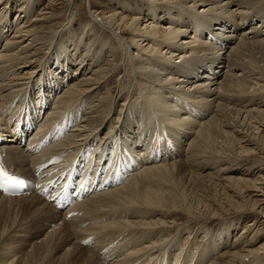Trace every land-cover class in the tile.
Listing matches in <instances>:
<instances>
[{
	"label": "bare ground",
	"instance_id": "1",
	"mask_svg": "<svg viewBox=\"0 0 264 264\" xmlns=\"http://www.w3.org/2000/svg\"><path fill=\"white\" fill-rule=\"evenodd\" d=\"M9 3H11L10 0H0V6L1 4L9 6ZM147 5V11H137L138 13L131 20V23L124 20L125 16L119 18L122 12L119 11L111 17L109 16L110 18L102 20L100 24H102L103 29H108L112 35L119 39L118 41L122 47L125 46L131 50V45L125 43L122 37L125 34H132L136 51L152 54L149 56L153 57L147 59L149 60L147 64L150 65L144 66V71L140 69L141 72L143 71L142 74L139 72L138 67L137 71L133 73L134 78L145 75L146 81H151L154 84L153 88H151L152 86L146 89L143 87L145 91L149 90V93L156 92V95L152 94L153 99L149 100V105L143 100H148L146 94L142 95L143 98L140 101H129L128 105L125 102V105H120L121 108L119 107V109L116 98L102 95V98L96 100L99 89L101 90L105 84L106 74H103L104 72L100 68H95V66H82L75 71V76H72L73 79L67 83V85L69 84L68 87H65V84L59 87L63 91L56 92L54 88L51 89L54 90L51 95L54 103L53 108L52 105L41 104V102L38 107L34 108V105L32 109L30 108L31 110L29 109L31 116L28 118L27 123L23 125L27 128L29 135H33V140L21 145L16 143V139L13 138L14 135H11V138L6 135L4 140V143H6L4 146L6 148V159L0 157V163L12 175L15 173L25 174L39 180L40 184L48 181V188L52 186V189H54L52 195L58 200L56 205H53L55 203L49 199L47 200L50 202L46 201L44 193L39 191L30 195H5L4 189H0V246L6 244L7 239L11 237L24 235L22 233L26 231V227L35 223V229L33 227L29 234L35 240V247L38 251L34 254V251L31 252L32 249H28L30 251H25L22 254L25 262H23V257L21 260L13 258L10 262L15 264H46L50 261V264H53V262L61 264V256V258L57 256L52 261L50 260L53 250L55 248L58 250L57 248L60 247L65 250L64 257L77 252L75 256L77 255L78 259L74 260L73 264H83L84 262H86L85 264H137L140 259H148L149 263L153 264L150 261L153 258H155L154 264L157 261L160 264H207L208 260L203 263L201 257L207 254L209 248L218 250L215 246H220L217 245L220 242L215 240L208 243L206 248L198 255L197 253L191 254V252L185 255L182 253V248L173 252L178 244L174 237L170 241H162L161 239L169 229L176 226L169 225L165 221L166 218H170L171 212L168 211L173 208H185L192 215L189 218V223L196 220H207L206 216H210L209 220L214 217V214H203L202 212L206 218L195 216L194 211L198 209L193 205L191 199L189 200L187 189L192 186V179L206 178V176H203L205 174L202 175V173L212 165L211 162H204V157H206V153L211 156L214 154L215 148L218 149L216 144L220 137H225L226 141L231 140L233 146L238 148L232 150L234 154L226 153L225 157L233 158L232 160L236 166L246 165L248 173L254 171L256 165L249 164L248 160H250L249 154H252L254 149L261 150L260 148L264 146V110L261 109L259 111L260 116L257 113L258 116L255 117L252 116L253 111L247 110L241 113L238 110L233 111L232 108L237 118L234 115H231L230 118L227 111H229L230 103L234 102V95H236L233 93L235 89H232V82L236 81L238 85H245L248 82L247 78H244V63L249 61L246 58L251 56L250 53L254 52L255 47L264 45V0H150ZM24 7L23 12L27 13L26 8L28 6ZM3 10L0 11V14L5 12ZM41 14V17L37 16L29 22L24 20L25 23L27 22L26 24L24 22L22 24L17 19L19 27L14 30L11 38L8 37L9 35L4 37L5 40H10L5 48H2L1 35L5 34L4 29L6 30L10 25H8L10 20L7 18L10 15L5 13L1 17L3 22H7V25L3 27V33L0 32V48H2L0 49V130L2 129L5 132L10 130L11 133L13 132L15 125L18 124L17 120L22 118L24 107L31 105L29 97L33 95V90L38 84V82L36 83L38 80H35L34 77L37 72L35 69L38 68L36 64L41 63L37 57L39 49L37 47L38 45L43 46L41 42H44L39 32L43 31L44 23L50 18L46 12ZM27 15H23V17L26 18ZM164 16L174 18V20L165 26H156L160 24L161 20H165ZM187 16L190 17L192 22L186 19ZM253 18H260L261 22L251 23L254 20ZM125 19L127 18L125 17ZM144 22L149 24L142 27L141 25ZM239 24L248 27H244L239 32ZM116 29H119L120 34ZM189 33L191 36H188ZM198 36L203 38L204 41H199ZM213 36L218 39L213 41ZM55 38H57V35L53 36L48 47ZM125 51L128 52V50ZM139 51L138 53L135 52L136 57L141 55ZM99 56L98 58H100ZM164 56H167L166 59H168H157ZM177 57L182 58L180 66L174 64L175 61L172 60ZM126 58L128 59L129 56H126ZM216 65H219L217 68H221V70L215 71L213 68ZM133 66L127 65V67ZM158 67L168 72L161 71ZM49 69V71L48 68L45 69V72L53 77L46 75L48 81L39 86V92L50 89V87L46 88L45 86L50 83L52 87L55 84L59 86L62 83L60 79H58L59 81L55 79V74L51 73L53 70L50 66ZM223 69H226L228 74L225 75L226 78L220 79L221 81L218 83L219 74H217V71L221 73ZM254 69L256 68H253V71L251 70L252 73ZM202 70V76H197L204 78L205 81L195 84L186 78L178 77L180 74H191L192 71ZM63 71L67 72L68 70L64 67ZM171 73H173V76L170 75ZM77 74H79L78 77ZM230 77H234L235 80L232 81L233 79L231 80ZM255 77L256 75L251 82L259 86H252V89L262 91L264 86L261 82L255 81L260 77ZM43 78L41 77V79ZM152 83L150 84L152 85ZM215 84H218L217 91L215 88V92H213L212 86ZM21 92L24 93V98L21 97V99L23 98L22 102L18 104L20 112L15 109V116L12 118L7 112L13 110L15 106L13 101H16L15 97ZM44 92L41 94L43 99L48 97V94ZM244 93L246 94V92ZM173 94L191 99L196 103L192 104L191 101L189 103L188 100H183L182 108H176L170 100V96H173ZM31 98L33 99V97ZM72 101L79 102L77 107L73 103L76 109L74 111L69 109L70 113L64 112ZM254 101L253 99H247L246 102L249 105L246 107L253 105ZM213 105H215V109ZM233 106L235 107L234 104ZM131 107H140L144 111L137 113L141 116L138 139L135 140V138L129 137L132 132L129 125L126 130L124 127L121 133H118L117 139H111L114 119L117 120L116 123L119 125L123 112H130L131 115L135 114ZM81 108H84V111L82 112L80 124L74 129L71 128L73 130L68 135H66V122L50 127L61 116L75 119L76 113L74 112L80 111ZM26 109L28 110V108ZM43 111L52 115L48 118V123L47 120H43ZM63 113L64 115H62ZM30 119L35 122L34 126L29 125ZM246 119L253 120V125L256 127L252 129H255V133H250L249 129L246 130L244 127L243 121L245 122ZM178 125L189 127L192 130L182 129ZM102 127H108V129L102 137L104 139L99 142L100 137L97 134ZM188 135L192 137L186 142L184 139ZM50 141L51 143H48ZM227 144L229 143L227 142ZM225 146L222 147L225 149ZM187 151H189L188 154ZM119 153L121 154V162ZM214 156L216 157V154ZM214 156H212L213 159ZM76 162L81 165L85 163L84 169L76 175H71L70 170L73 169ZM91 168L92 176L86 177L87 170ZM127 168L129 170H126ZM137 169L139 171H136ZM95 175L100 177L99 181L95 179ZM69 176L77 177L80 196L75 192L74 199L78 201L69 209L63 211L60 210V194L65 185L67 187L74 183L72 178L69 180L63 179ZM122 177L124 178L122 179ZM232 177L239 184L240 182L246 184L238 192L241 193L243 189L244 191L246 189L261 192V199H251L253 204L252 209L249 211L255 214L254 220L258 221V224L262 221L264 223V220L261 221V217L264 218V176L259 174L253 182L240 177ZM49 180L52 185L49 184ZM179 183H181V187H178ZM235 184L237 186L236 182ZM164 186H167V190ZM243 196L245 197V195ZM230 202L229 200L228 203L230 204ZM199 204H201V201ZM20 210L29 212V215L23 219L17 217L19 220L11 219L12 214ZM102 210V219H95ZM244 211L246 210L244 209ZM157 214L159 218L153 221L151 219L149 221L144 220ZM103 215L106 217H103ZM30 227L32 228V226ZM180 229L178 228L179 232ZM155 236L160 240L153 239L155 242L147 243L148 240L151 241L150 238ZM221 239L223 240L221 244L225 245V240ZM6 249L11 248L7 247ZM171 253L174 255L173 257H171ZM262 254L263 252L253 250L250 246H244L239 251L229 252V263L263 264L264 255ZM27 255L28 257H26ZM210 264L218 263L213 260Z\"/></svg>",
	"mask_w": 264,
	"mask_h": 264
},
{
	"label": "rangeland",
	"instance_id": "2",
	"mask_svg": "<svg viewBox=\"0 0 264 264\" xmlns=\"http://www.w3.org/2000/svg\"><path fill=\"white\" fill-rule=\"evenodd\" d=\"M10 1H11V3H9V6H7L5 4H3V5L1 4V6H0V11H2L6 7L5 10H3L5 12H3V13L1 12V14H0V32L1 33H3V27L7 25V22H3V19L1 17L5 13H6V15H8V14L10 15L9 17L7 16V18H9V20H10L8 23V25L10 24L9 25L10 28L9 27L6 28L7 31L4 29L5 34L1 35V38H2L1 44L3 45L2 48H5V45H8V41L10 42V40H5L4 37L9 35L8 37L11 38V35L14 32V30H16L19 27L18 25H19L20 21L22 22V24H23V22L25 23V21L29 22L37 16L41 17V15H42L41 13H45V12L50 16L49 20L47 22H45L43 25L44 26L43 27L44 29H42L43 33L39 32V34H41L40 36L42 38V41L44 39V42H41L43 44V46L38 45V47H37V48H39L37 57H38L39 62H41V63L36 64V66L38 65V68L35 69V70H37V72L35 73L36 75L34 74V77H35V80H38V81H36V83L38 82V84L36 85V83L34 82V84L37 87L35 86V89L33 90V95L31 96V97H33L34 100L31 97H29V101H30L31 105L26 106V108H28V110L30 108L32 109L34 105H35L34 106V108H35L36 106L38 107L39 105L42 104L41 102L43 100V96L41 94L44 91L41 90L39 92V86L43 85V83H46L48 81L47 80L48 78L46 77V75L51 76L49 73L45 72V69H47V68H48V71L50 70L49 66L51 67V70H53V71H51V73L55 74V77H56L55 79H57V81H59L58 79H60V81L62 82L59 86L55 84L52 87L51 83L48 85H45L46 88L50 87V89H48L47 91L44 92L45 94L46 93L48 94L50 102H52L51 101V98H52L51 95L54 93V90H56V92H58L59 90H62L59 87L63 86L64 84H65V87L66 86L68 87L69 84L67 85V83H69L71 81V79H73L72 76H75L74 75L76 73L75 71L82 66L83 67L84 66H86V67L95 66V68H97V69L100 68L101 71L104 72L103 74H106L105 80H104L105 84L103 85L101 90L99 89V93L97 94L96 100L102 98L104 95L109 96V98H111V97L114 99L116 98L117 104L119 103L118 109H119L120 105L124 106L125 102H127V105H128L129 101H131V102L140 101L143 98L142 95H145V94H146L148 100H145V99H143V100L145 101V103L147 105H149L148 104L149 100L153 99L152 94L154 93V95H156V92L149 93L148 92L149 90L145 91V89L147 87L152 86L151 88H153V86H154V84L151 81H148V80L146 81L145 75H141L142 77H140V78L139 77H135V78L133 77V73H134V71H137V67H138L139 72H141L140 69L143 70L144 66L150 65V64H147V63H149L148 62L149 60H147V59L153 57V56H149L152 54L144 53V52L139 51V50L136 51V47L134 45L135 41L132 38L133 37L132 34H125L122 37V38H124L125 43L131 45V50H130V48L127 49L125 46L122 47V45L118 41L119 39H117L114 35H112L108 29H103L102 24H100L102 20H106V18H108L109 16L111 17V15H113L114 13H117L119 11H122L119 15L120 16L119 18L125 16L127 19H125V17H124V20L127 21L128 23H131L132 22L131 20L138 13L137 11H141V12L147 11V9H148L147 4H149L150 0H10ZM164 1H166V0H164ZM137 4H140L141 7H140V5H137ZM26 5L28 6L26 8L27 13L23 12L25 9L24 6H26ZM197 10H201V9H197ZM201 14H203V13H201ZM23 15H27L26 18H24ZM17 16H19V17H17ZM147 18H149V17H147ZM163 18L165 20H161L160 24H157L156 26H158V27L165 26L167 23H172L171 21L174 20V18H169V17H165V16ZM254 18H256V17H254ZM17 19L19 20V22H17ZM186 19L192 22V20L190 19L189 16H187ZM144 21H145V19H144ZM257 22H261V19L260 18L254 19L251 23H257ZM145 24H149V23L144 22L141 26L143 27ZM244 27L246 28L248 26H242V24H239V32L241 30H243ZM117 30L119 31V29H116V31ZM192 32L194 33V31H192ZM118 33L120 34V31ZM56 35H57V38H55L53 40V42L51 43V45L48 47V44L51 42L53 36H56ZM188 36H191V34L189 33ZM197 39H199V41H204L203 38H201L200 36H198ZM3 40H5V41H3ZM45 42H46V44H44ZM152 45L154 46L153 43H152ZM263 46L264 45H259V46L255 47L253 49L254 52L252 51L253 53H250L252 57L250 56V57L246 58V60L247 61L249 60V61H248V63H244V70H245L244 78H247L248 82L245 83V85H243V84L238 85V84H236V81L232 82L233 83L232 89L233 90L235 89L233 93L236 95H234L232 93V95H234L235 99L233 100L234 102L230 103V106H229L230 109H229V111H227V115L230 118L233 115L235 116V118H237V115L235 114V112L237 110H238V112H241V113H244L247 110L253 111L252 116H255V117L259 115V111H261V109L264 110V88L262 91L260 89L259 90L252 89L253 87H258L259 85H257L256 83L252 84V82H251L252 79L254 78V76L256 75L255 78H258V76H259L260 79H255V81L261 82V84L264 86V84H263L264 83V81H263L264 80V72H263L264 71V48H263ZM2 48H0V49H2ZM122 48L124 49V51ZM260 48H261V50H259ZM125 50H128V52H127L128 54L126 53ZM138 51H139V54H141L142 56L140 55V56L136 57V53H138ZM130 55L132 56L131 58H130ZM98 56L100 58H98ZM126 56L127 57L129 56V58L127 59ZM166 57L167 56L159 57L157 59L167 60L168 58L166 59ZM97 58H98V60H96ZM124 59H125V61H124ZM254 59H255V61H254ZM172 60L175 61L174 64H177V66H180L182 58L177 57V58H174ZM171 62H173V61H171ZM243 62H245V61H243ZM249 62L254 64V65L250 64ZM259 63H260V65H259ZM198 64L200 65V63H198ZM127 65H129V66L134 65V66L133 67H127ZM118 66L121 68H119ZM151 66H150V68H151ZM251 66H252V68H251ZM61 67H63V68L66 67L68 71L67 72L63 71V68H61ZM217 67H219V65H216L213 69L215 71L221 70V68H217ZM130 68H131V71H130ZM158 68H160V67H158ZM253 68H256V69H254V72L252 73L251 70L253 71ZM154 69H156V68H154ZM260 69H261V71L263 70L262 71L263 73L261 71H259ZM160 70L168 72L167 70H164L162 68H160ZM248 70H250V71L248 72ZM226 71H227L226 69H223V71L221 73H219V71H217V74H219V78L217 81L218 83H220L221 80L226 78L225 75L228 74V72H226ZM255 71H257L258 73H256ZM78 72H80V70H78ZM142 72H141V74H142ZM223 72H224V74H223ZM202 74H203V70L202 71H192L191 74H180V75H178V77L179 78H181V77L186 78L188 81L195 84V83H198L201 81H205L204 78H200V76H197V75L202 76ZM130 75H132V76H130ZM170 75L173 76V73H171ZM76 76L78 77L79 74H77ZM41 77L42 78L44 77V78L41 79ZM51 77H53V76H51ZM230 79L231 80L233 79L232 81L235 80L234 77H230ZM149 82L152 83V85ZM141 85H143V86H141ZM144 85H146V86H144ZM217 85L218 84H215L212 86L213 92H215L214 89L217 87ZM155 86H157V85L155 84ZM248 86L251 88V92H250V88ZM143 87L145 89H143ZM52 88H54L53 91L51 90ZM49 90H50V94H49ZM107 90H109V91H107ZM216 91H217V88H216ZM243 91L246 92V94ZM128 94H129V96H128ZM197 94H202V93H197ZM17 96H16L17 98L15 97L16 101H13V102H15L14 103L15 106L13 107V110L20 109V106H18V104H20L22 102V99L24 98V93L21 92ZM21 97H23V98L21 99ZM170 97H171L170 98L171 103H173L176 106V108L180 107V109L182 108L183 100H188L189 103L191 101L192 104L196 103L195 101H193L191 99H187L185 97H180V96H177L174 94H173V96L171 95ZM126 99H127V101H126ZM247 99L255 100L252 103L253 105L246 107L249 105L248 102H246ZM77 101H79V100H77ZM76 102H74V101L70 102V104H68V106H67L68 108H66L67 110L65 109L64 112L70 113L71 109H72L71 111H74L77 107V104H79V102L78 103H76ZM244 102H246L247 104ZM36 103H38V104H36ZM73 103L76 104V107H75V104H73ZM254 103H256V104H254ZM233 104L235 105V107L233 106ZM259 105H261V106L259 107ZM53 106L54 105L52 103L51 107L53 108ZM26 108L24 109L23 116H25L26 113L28 112V110ZM131 108H133V111L135 112V114L131 115L130 112H123L121 114V119L119 120V125H117V123H116L117 120L114 119L113 131L111 130V139H117L118 133H121V131L124 129V127L126 130L128 125L131 127V130H132L129 137L135 138V140L138 139L140 124H141V116H139L137 113H141L144 111L140 107H131ZM213 108L215 109V105H213ZM79 110L82 113L84 111V108H81ZM232 110L235 112H233ZM19 112H20V110H19ZM74 113H76V112H74ZM257 113H258V115H256ZM182 114H184V113H182ZM44 115L47 116L48 114L45 113ZM62 115H64V113ZM46 116H44V118ZM116 117H117V115H116ZM6 119H8V118H6ZM59 119L60 118L56 119V121H58ZM207 119H205V120H207ZM250 119H252V118H250ZM250 119H246L245 122L243 121V124L245 125L244 127L246 128V130L249 129L248 131L250 133L251 132L255 133V129H252V128H254L256 126L253 125L254 122H253V120H250ZM116 126H118V127L116 128ZM178 126L181 127L182 129L184 128L186 130H192L189 127H183L181 125H178ZM246 126H248V127H246ZM71 128L74 129L76 127H70V129ZM107 129H108V127H102V129L98 132L97 135L100 137L99 142L102 141V139H104L102 137L107 132ZM31 136L33 137V135H31ZM192 136L188 135L186 137L187 140L186 139H184V140L186 142H188ZM220 138L218 139L217 144H216L218 149L215 148L214 154L212 155V156H214L216 154V157L214 156V159H213V157L210 154L208 155V153H206V155H205L206 157H204L205 158L204 162H207V163L211 162L210 164L212 165L210 167H207L205 169L204 173H202V175L205 174L203 176H206V178H203V177L199 178L198 177V179H195V180L192 179V186H189L187 189V194L189 195V200L191 199V201L193 202V205L196 206L198 209L197 211H194L195 216L196 217L197 216L202 217L204 213H211V215L214 214L213 215L214 217H212L209 220L210 216H206L207 218L203 216L207 220H204V221L203 220H198V221L196 220V221L189 223L188 222L189 218L192 215L188 211H186L185 208L182 209L181 207H179V208H177L179 210L173 208L171 211L170 210L168 211V209H166L168 212H171V213H170V218H166L165 221H167L169 225H173V226L176 225V226L169 229L168 232H170V233H168V232L165 233L161 239L162 241L163 240L164 241H168V240L170 241L174 237L175 240L178 241V244L173 249V252L179 251L182 248L183 249L182 253L185 255L189 254L190 252H191V254L197 253V255H198L199 252H202L204 250V248H206L208 243L215 241V240L220 242L217 244L220 246H215L218 248V250H213L212 248L211 249L209 248V251L207 252V254H204L201 257V259L203 258V260H201V261H203V263H205L208 260L206 262L207 264H210V262H213V260L215 262H217L218 264H231V263H229L230 262L229 252L232 253L233 251H237V250L239 251L244 246H250L251 249L258 250L259 252L261 251V252H263L262 255H264V249H263L264 248V223L262 221V220H264V218L261 217L262 223L258 224V221L256 222V220H254L255 214H253V212L251 213V211H249L252 209V204H253L252 201L254 200L253 198L261 199V197H260L261 192H257L255 190H253V191L252 190H246V189H245V191L243 189L244 192L243 191L241 193L238 192L241 190V187L246 186V184L243 182H240V184H239L237 182V180H235V178L232 177V176H235L236 178L240 177L242 179H248V181L253 182V180L256 179V177H258L259 174L264 176V163H263L264 162V146H263V148H260L261 150H255L254 149L252 151V154H249L250 157L249 156L248 157L250 158V160H248V163L252 164L253 166L254 165H256V166H254L255 168H254L253 172L248 173V170H246V167H247L246 165H240V166L237 165L236 166L232 160L233 158L225 157L226 153L227 154L228 153L234 154L232 152V150H234V149L237 150L238 148L233 146L231 140L226 141L225 137H220ZM227 142L231 145L227 144ZM48 143H51V141ZM222 146L223 147L225 146V149ZM219 147L220 148L222 147V148L220 149ZM232 147H233V149H232ZM250 148H252V147H250ZM228 149H229V151H228ZM189 151H187V154L189 153ZM210 157H211V159H210ZM217 157H221V158H217ZM207 160L208 161L210 160V161L208 162ZM215 160H216V163L214 164ZM69 163H71V162H69ZM82 164L83 165L76 162V165L79 167H84L85 163H82ZM70 167H72V166L70 165ZM114 170H116V168H114ZM195 172H197V171L195 170ZM208 172H210L214 176H212ZM227 177L230 181L227 179ZM123 178L124 177H122V179ZM234 180L237 183V186H236L235 182H233ZM215 183H216V185H215ZM209 185H211V186H209ZM238 186H240V187H238ZM164 187L167 190V186H164ZM178 187H181V183H179ZM237 187L240 189H238ZM235 191H237V192H235ZM230 195H231V199H230ZM243 195H245V197ZM226 196H228L229 198L228 197L226 198ZM251 199H253V200L251 201ZM197 200L199 201L198 203H197ZM229 200L231 201L230 204L228 203ZM200 201H201V204H199ZM240 205H241V207L242 206H244V207L241 208V207H239ZM198 206L199 207L201 206V207L199 208ZM235 208L236 209L238 208V209L236 210ZM244 209L246 211H244ZM102 212H103V210L98 214V216L96 218L93 216H91V217H93L95 219H102L101 218ZM215 212H216V214H215ZM28 215H29V212H27L25 210H20L19 212L13 213L11 216L12 217L11 219H18L17 217H19V219H23V218L27 217ZM193 216H194V214H193ZM103 217H106V216L103 215ZM149 217L150 218L144 219V220L149 221V219H151V221H153V220L159 218L158 214L153 216V217H152V215ZM60 224H61V222L59 223V225ZM30 226H32V228ZM30 226L26 227V231L22 233L25 236L24 235H18L16 237H11V238L7 239L6 244L0 246V263H2V264H8V263L9 264H15V263L10 262V261L13 258H15L16 260L17 259L21 260V258L23 257L22 254H24L25 251L28 252L32 249L31 252L34 251V254L38 251V249L35 247V243H34L35 240L29 234V231L31 232L33 230L35 223H32ZM178 228H181L180 230L181 231L183 230V231L179 232ZM34 229H35V227H34ZM177 234H178V236L176 237ZM212 238H214V239L211 240ZM221 238H223L225 240V242H226L225 245L221 244L223 241ZM150 239H151V241L148 240L147 243L153 242L154 241L153 239H155L156 241L160 240V239L156 238V236L154 238H150ZM248 243H250V244H248ZM18 246H20V247H18ZM32 246H34L36 250L33 249L34 247H32ZM7 247L11 248L12 250L6 249ZM28 247H30V248H28ZM25 248H27V249L25 250ZM28 249H30V250H28ZM57 249L58 250H56V248L54 249L57 254L53 250V252L55 254L52 252L50 255L51 261L53 260V258H55L57 256L58 257L61 256L62 257V258L60 257L62 259L61 264H73L78 259V256L77 255L75 256V254H77V252H75L71 255L69 253L70 256L64 257L65 250L61 249L60 247H58ZM15 250H17V251H15ZM60 251H62V252H60ZM223 255H225V256L223 257ZM173 256L174 255L172 254L171 257H173ZM26 257H28V255ZM74 257H76V258L74 259ZM22 259H24V257ZM64 259L66 262L64 261ZM71 259H72V261H71ZM154 259L155 258L150 260L153 262V264L155 263ZM23 262H25V259L23 260ZM85 263L86 262H84L83 264H85ZM146 263L150 264L148 259H140L137 261V264H146ZM46 264H50V261H49V263H46ZM53 264H57V263L53 262ZM156 264H160V263L157 261Z\"/></svg>",
	"mask_w": 264,
	"mask_h": 264
},
{
	"label": "snow or ice",
	"instance_id": "3",
	"mask_svg": "<svg viewBox=\"0 0 264 264\" xmlns=\"http://www.w3.org/2000/svg\"><path fill=\"white\" fill-rule=\"evenodd\" d=\"M23 178L10 174L2 163H0V189L19 188L23 186ZM87 243V241H85Z\"/></svg>",
	"mask_w": 264,
	"mask_h": 264
}]
</instances>
